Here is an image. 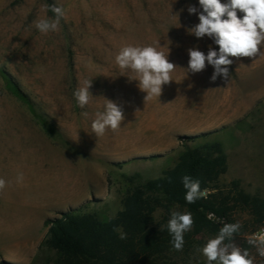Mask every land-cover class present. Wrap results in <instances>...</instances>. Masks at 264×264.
I'll use <instances>...</instances> for the list:
<instances>
[{
	"label": "rangeland",
	"instance_id": "rangeland-1",
	"mask_svg": "<svg viewBox=\"0 0 264 264\" xmlns=\"http://www.w3.org/2000/svg\"><path fill=\"white\" fill-rule=\"evenodd\" d=\"M53 4L63 6L66 16L57 31L42 34L34 21L54 18L43 8L45 0H0V178L8 182L0 192V263L56 264V251L42 244L50 218L82 207L102 218L115 216L123 208L126 178L160 177L183 150L185 136L209 135L189 141L192 146L221 144L227 162L222 186L238 181L245 192L264 197V56L230 57L228 81H211V65L187 73L188 49L218 51L213 39L188 32L199 23L188 7L199 9V0ZM157 41L165 54L169 48L177 68L162 95L145 101L131 80L135 74L120 69L115 56L125 45ZM85 79L93 80L94 98L80 108L74 92ZM104 98L122 107L125 120L117 132L97 137L91 123ZM27 192L40 197L29 201ZM166 215L169 220L156 211L155 224H165ZM235 217L246 230L242 237L250 238L248 215L238 210ZM208 239L188 264H208L198 250ZM248 251L254 264L264 263L257 248Z\"/></svg>",
	"mask_w": 264,
	"mask_h": 264
},
{
	"label": "trees",
	"instance_id": "trees-1",
	"mask_svg": "<svg viewBox=\"0 0 264 264\" xmlns=\"http://www.w3.org/2000/svg\"><path fill=\"white\" fill-rule=\"evenodd\" d=\"M45 1L52 4V0ZM49 13L53 14L50 10ZM68 61L71 66L70 57ZM207 136L204 133L182 137L183 150L160 177L142 182L127 177L123 208L115 216L102 218L97 210L85 212L86 207H82L50 218L48 235L42 244L56 251V264H188L199 244L217 236L225 223L237 222L238 210L248 215L252 233L264 226L263 196L245 192L238 181L229 186L219 183V177L227 170L221 144L209 140L195 146L189 143ZM185 175L200 181L201 190H207L206 198L191 204L185 200ZM158 210L170 216L172 211L192 214L194 224L184 234L182 251L173 248L167 215L165 224H155L154 214ZM209 214H214V219H209ZM116 229H121L126 238L121 239ZM245 231L240 229L231 242L249 250L255 246L248 243L251 238L242 237Z\"/></svg>",
	"mask_w": 264,
	"mask_h": 264
},
{
	"label": "clouds",
	"instance_id": "clouds-1",
	"mask_svg": "<svg viewBox=\"0 0 264 264\" xmlns=\"http://www.w3.org/2000/svg\"><path fill=\"white\" fill-rule=\"evenodd\" d=\"M199 9L190 5L188 12L198 14L199 23L188 29L189 34L197 38L205 36L213 39L218 45V51L209 46L207 54L198 48L188 49L189 61L187 73H199L207 65L214 68L211 81L222 77L225 81L230 78L229 66L233 63L230 57L255 58L264 56V0H199ZM45 11L54 13V18L47 16L34 21L35 27L42 34L58 30L60 21L66 16L63 6L44 5ZM238 11L243 13L238 16ZM159 41L156 45L123 46L115 56V63L122 70H130L135 74L131 80L138 81L140 91L145 92V101L162 95L163 85L173 81L172 73L177 66L169 61V48L167 54L160 51ZM92 81L85 79L77 87L74 97L80 108H85L94 98L90 91ZM104 109L95 114L91 123L92 132L103 136L107 130L117 132L125 120L123 109L116 102L104 98ZM139 111V110H137ZM87 116L88 113H82ZM24 179V174L18 173L17 182ZM182 184L186 190L185 200L191 204L200 198H206L207 190H201L200 181L189 175L182 177ZM8 186L5 179L0 178V192ZM214 219V214H209ZM194 224L190 212L180 213L173 211L167 222V230L172 236L173 248L182 251L184 234L191 230ZM242 225L239 222L225 223L214 238L208 239L202 249H198L206 257L208 264H254V258L248 250H242L232 243L234 234L238 233ZM120 238L125 239L126 234L121 229ZM227 241V242H226ZM250 245L257 248L261 257H264V236L250 239Z\"/></svg>",
	"mask_w": 264,
	"mask_h": 264
},
{
	"label": "built area",
	"instance_id": "built-area-1",
	"mask_svg": "<svg viewBox=\"0 0 264 264\" xmlns=\"http://www.w3.org/2000/svg\"><path fill=\"white\" fill-rule=\"evenodd\" d=\"M264 236V226L258 228L256 231H254L251 235L250 238L251 239H255V238H259Z\"/></svg>",
	"mask_w": 264,
	"mask_h": 264
},
{
	"label": "bare ground",
	"instance_id": "bare-ground-1",
	"mask_svg": "<svg viewBox=\"0 0 264 264\" xmlns=\"http://www.w3.org/2000/svg\"><path fill=\"white\" fill-rule=\"evenodd\" d=\"M25 194V193H24ZM27 194H28V199H29V201H31V199L32 198H38L39 199V197H40V193L39 192H37L36 194H32L31 192H27ZM24 196H26V194L24 195ZM27 201V200H26ZM34 201V200H33ZM37 201V200H36Z\"/></svg>",
	"mask_w": 264,
	"mask_h": 264
}]
</instances>
